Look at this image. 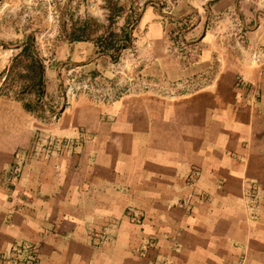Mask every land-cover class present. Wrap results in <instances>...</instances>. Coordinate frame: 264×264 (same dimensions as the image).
I'll use <instances>...</instances> for the list:
<instances>
[{
  "label": "crops",
  "instance_id": "obj_1",
  "mask_svg": "<svg viewBox=\"0 0 264 264\" xmlns=\"http://www.w3.org/2000/svg\"><path fill=\"white\" fill-rule=\"evenodd\" d=\"M136 31L174 95L81 96L49 124L0 97V264H264V0L147 7Z\"/></svg>",
  "mask_w": 264,
  "mask_h": 264
},
{
  "label": "rangeland",
  "instance_id": "obj_2",
  "mask_svg": "<svg viewBox=\"0 0 264 264\" xmlns=\"http://www.w3.org/2000/svg\"><path fill=\"white\" fill-rule=\"evenodd\" d=\"M177 1L0 0V97L22 101L49 124L81 96L98 102L136 84L139 74L150 80L134 44L137 22L147 7L169 11ZM29 37L45 65L41 99L30 60L11 70ZM78 37L95 48L82 49L91 52L82 63L75 56ZM97 61L96 68H83Z\"/></svg>",
  "mask_w": 264,
  "mask_h": 264
},
{
  "label": "built area",
  "instance_id": "obj_3",
  "mask_svg": "<svg viewBox=\"0 0 264 264\" xmlns=\"http://www.w3.org/2000/svg\"><path fill=\"white\" fill-rule=\"evenodd\" d=\"M252 58L255 62H260L262 55L257 50L252 54ZM170 90L171 91L169 92V89H167L163 84L159 83L157 80L145 79L142 75L140 78L139 74V78L137 77L136 84L130 85L128 88L123 89L122 91H118V93H111L103 97H99L98 102L104 104H111L127 95L141 93L144 91H156L160 94H171V96L176 93V91H173L172 88H170ZM54 120L57 121L58 116H55ZM15 172L17 173L18 170H15ZM9 258L10 260H13L15 264H38L39 254L36 246H23L21 249H12L10 251Z\"/></svg>",
  "mask_w": 264,
  "mask_h": 264
},
{
  "label": "trees",
  "instance_id": "obj_4",
  "mask_svg": "<svg viewBox=\"0 0 264 264\" xmlns=\"http://www.w3.org/2000/svg\"><path fill=\"white\" fill-rule=\"evenodd\" d=\"M32 39V37L28 38V41L23 45L21 53L14 58V64L11 67V70L16 69L18 64L30 60V66L26 67L34 74L33 86L38 87L39 99H41V96L44 93L43 89L45 85V65L36 53V50L32 45ZM75 41L81 42L82 40L78 37ZM25 107L31 111V108L28 105L25 104Z\"/></svg>",
  "mask_w": 264,
  "mask_h": 264
}]
</instances>
